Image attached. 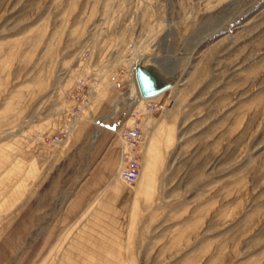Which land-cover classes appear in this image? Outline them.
Instances as JSON below:
<instances>
[{
	"label": "rangeland",
	"instance_id": "374dc122",
	"mask_svg": "<svg viewBox=\"0 0 264 264\" xmlns=\"http://www.w3.org/2000/svg\"><path fill=\"white\" fill-rule=\"evenodd\" d=\"M135 61L172 87L129 185ZM111 187L120 236L88 224ZM110 263L264 264V0H0V264Z\"/></svg>",
	"mask_w": 264,
	"mask_h": 264
},
{
	"label": "built area",
	"instance_id": "2783aa9c",
	"mask_svg": "<svg viewBox=\"0 0 264 264\" xmlns=\"http://www.w3.org/2000/svg\"><path fill=\"white\" fill-rule=\"evenodd\" d=\"M93 82L94 79L91 74H83V76H80L76 80L73 87L74 93L72 94V97L75 101H77L78 105L74 111L70 113L69 120L71 121H69V123L64 126L62 131L50 137L49 144L61 143L68 139L70 130L76 124L73 123L72 119L78 117L81 113V105L83 104L82 102L85 98L83 93L89 90ZM160 108L161 106L158 105L156 101L149 100L146 102L144 109H133L130 112L132 125L124 127L117 132L120 141V165L117 169V176L120 180L129 185L135 183L138 180L142 168L140 151L144 143V115H151Z\"/></svg>",
	"mask_w": 264,
	"mask_h": 264
},
{
	"label": "crops",
	"instance_id": "0c3cea01",
	"mask_svg": "<svg viewBox=\"0 0 264 264\" xmlns=\"http://www.w3.org/2000/svg\"><path fill=\"white\" fill-rule=\"evenodd\" d=\"M159 97L148 99L146 102H148L149 100L155 101ZM127 210H128L127 190L122 188L117 190L115 187H111L106 192V195L101 200V203H98L96 205L94 215L91 216L88 220L89 227L91 226L92 223V226L104 229L102 235H108L109 231H111V236H120L121 234L120 231L124 225L123 220L127 216L126 214ZM110 250L112 249H107L108 254ZM99 253H100L99 251H96L97 255H93V257L95 259H103L105 257H107V259H112L111 256H107V255L105 256L104 254L100 255ZM111 253L112 252H110V254Z\"/></svg>",
	"mask_w": 264,
	"mask_h": 264
},
{
	"label": "water",
	"instance_id": "95a60500",
	"mask_svg": "<svg viewBox=\"0 0 264 264\" xmlns=\"http://www.w3.org/2000/svg\"><path fill=\"white\" fill-rule=\"evenodd\" d=\"M157 75L155 76L145 66L135 65V80L141 97L150 98L171 88V83L162 80L159 74Z\"/></svg>",
	"mask_w": 264,
	"mask_h": 264
},
{
	"label": "bare ground",
	"instance_id": "6f19581e",
	"mask_svg": "<svg viewBox=\"0 0 264 264\" xmlns=\"http://www.w3.org/2000/svg\"><path fill=\"white\" fill-rule=\"evenodd\" d=\"M137 61V60H136ZM135 61V63L133 64V66H132V68H131V71L133 72V75H134V80H133V82H134V86H135V90H136V92H137V94L139 95V91H138V88H137V84H136V80H135V65H139L137 62ZM149 71H151L152 72V70H153V67L151 68V66H150V68H147ZM155 70V69H154ZM154 73V72H153ZM157 75V74H156ZM172 87V86H171ZM162 94V93H161ZM160 94H158V95H156V96H153V97H150V98H145V97H141L140 95V98L141 99H143V100H145V101H147L148 99H151V98H156L157 96H159ZM141 99H139L140 101H141ZM138 100V101H139ZM78 117H75L74 119H72L73 120V123H76V119H77ZM141 173V172H140ZM140 177V176H139Z\"/></svg>",
	"mask_w": 264,
	"mask_h": 264
}]
</instances>
